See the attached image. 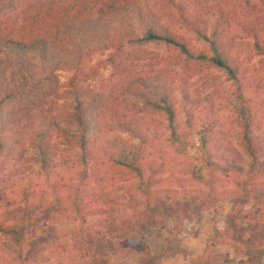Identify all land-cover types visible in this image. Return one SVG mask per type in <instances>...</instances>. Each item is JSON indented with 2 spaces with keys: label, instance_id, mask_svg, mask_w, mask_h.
Returning a JSON list of instances; mask_svg holds the SVG:
<instances>
[{
  "label": "trees",
  "instance_id": "trees-1",
  "mask_svg": "<svg viewBox=\"0 0 264 264\" xmlns=\"http://www.w3.org/2000/svg\"><path fill=\"white\" fill-rule=\"evenodd\" d=\"M210 18L214 19L211 27ZM171 20L180 23L191 39L173 32ZM263 34L264 0H0V160L27 145L35 151L39 172L47 179L62 174L57 145L77 150L75 158L63 166L73 173L76 183L69 186L68 196L53 197L49 214H36L42 203L34 208L26 205L0 222V237L15 249V258L22 259L29 228L63 219L83 224L91 217L120 212L124 200L131 204L142 199L139 209L129 205L133 212L123 228L130 236L141 235L142 221L161 195L178 200L204 194L205 207L211 209L217 203V184L228 172L224 164L234 162L243 169L233 173L235 185L226 192L232 207L224 237L241 249L243 259L238 264H261L263 209L247 217L243 212L252 188L264 179V132H255L251 121L241 124L239 140L245 161L227 143L223 146L213 138V125L206 126L207 134L200 139L201 165L188 160V151L193 146L194 112L204 89H190L189 80L205 68L237 83L241 69L231 57L235 40L254 39L255 54L264 56V40L258 41ZM191 41L203 48L192 52ZM161 44L177 52L180 71L162 77L154 73L158 54L145 46ZM106 53L94 66L80 69L84 61ZM145 67L146 75L137 70ZM105 70L110 80L77 99L67 118L68 127L62 126L61 115L45 102L64 87L84 91L82 83ZM59 73L73 76L62 84ZM179 96L186 117L182 124L177 119ZM33 108H37L35 118L22 122L21 117ZM142 113L162 116L163 132L149 135L148 125L139 117ZM118 132L127 139L113 137ZM183 159L188 161L186 166ZM113 169L136 179L119 196H110L102 185ZM29 175L24 169L15 170L4 176L0 186L28 182ZM90 182L102 189L87 190ZM186 182L197 183L204 192L188 189ZM20 193L25 199L26 189ZM183 206L187 223L192 216L190 206ZM153 261L144 253L141 264ZM199 264H211V260Z\"/></svg>",
  "mask_w": 264,
  "mask_h": 264
},
{
  "label": "rangeland",
  "instance_id": "rangeland-1",
  "mask_svg": "<svg viewBox=\"0 0 264 264\" xmlns=\"http://www.w3.org/2000/svg\"><path fill=\"white\" fill-rule=\"evenodd\" d=\"M214 19H209L210 27ZM171 30L191 39L176 20H171ZM264 40V34L258 41ZM254 39L237 38L231 57L241 69L238 82L232 83L219 71L205 69L189 80L190 89L201 87L200 106L194 112L192 128L193 146L188 151V160L196 163L202 160L200 139L206 136L207 125H213V138L224 146L239 152L244 161L247 158L240 146V126L251 121L255 132H264V56H257ZM147 49L157 53L158 65L154 73L162 77L164 74L180 71L179 55L163 44L146 45ZM191 51L203 48L201 43L191 41ZM107 55H96L83 62L82 71L94 66ZM200 68V69H201ZM146 75V67L138 68ZM73 73H59L61 83L71 79ZM110 80V72L102 71L87 82L82 83L84 91L61 88L45 105L54 107L61 115L62 126L68 127L70 115L75 101L89 90L100 88ZM177 119L182 124L186 117L181 106L180 96L176 100ZM37 108L30 109L21 117L25 122L35 118ZM140 119L148 125L149 135L155 131L163 132V117L155 114L142 113ZM115 138L127 139L123 133H115ZM57 162L62 174L45 179L39 172L36 153L24 145L3 155L0 160L1 184L5 175L14 174L15 170L24 169L29 180L18 182L13 187L0 186V222L6 215L13 214L25 206L36 207L42 203L43 208L36 210L44 216L53 204L54 196L69 195V186L76 183L73 173L64 170V163L69 164L75 158L76 149L67 145L56 146ZM186 166L187 160H180ZM228 172L222 176L223 181L217 184V203L211 209L205 207L204 194H191L174 200L176 196L161 195V200H154L153 207L142 221L141 235L130 236L123 225L127 222L133 210L142 207V199H135L131 204L124 200L120 212L107 216L91 217L85 223L78 224L63 219L54 225L38 224L25 233V243L22 248V259H16L15 249L0 237V264H141L143 254L150 255L154 264H199L203 260H211V264H238L243 259L241 249L224 237L226 216L231 210L230 194L226 193L235 185L234 174L242 171V165L234 162L224 164ZM182 166V167H183ZM182 169V168H180ZM180 177H186L184 173ZM15 177V176H14ZM109 180L102 184L110 196L121 195L122 190L133 187L135 177L120 169L109 171ZM111 179V180H110ZM188 189L203 191L204 188L194 182H186ZM27 191L22 199L20 190ZM161 188H164L162 186ZM101 185L93 182L87 187L90 191H100ZM225 192V193H224ZM116 193V194H115ZM251 201L243 212L247 217L261 207L264 212V179L259 180L257 187L251 190ZM41 195V197H40ZM39 199L36 200V197ZM44 196L45 198H42ZM27 199V201H25ZM47 199L48 201H46ZM127 203L128 206H125ZM190 206L191 220L183 221L184 204ZM130 205V206H129ZM241 221V220H240ZM245 221H247L245 219ZM242 222V221H241ZM140 251H143L140 253ZM264 264V258L262 263Z\"/></svg>",
  "mask_w": 264,
  "mask_h": 264
}]
</instances>
